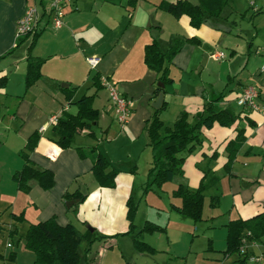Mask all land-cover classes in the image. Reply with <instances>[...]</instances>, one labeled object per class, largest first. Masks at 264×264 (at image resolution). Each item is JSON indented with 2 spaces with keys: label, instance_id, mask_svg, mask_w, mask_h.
Here are the masks:
<instances>
[{
  "label": "crops",
  "instance_id": "0c3cea01",
  "mask_svg": "<svg viewBox=\"0 0 264 264\" xmlns=\"http://www.w3.org/2000/svg\"><path fill=\"white\" fill-rule=\"evenodd\" d=\"M160 1L154 0L152 3L149 0L145 4L137 0L133 4L134 1L120 0V11L114 13L106 11L105 15L102 16L93 8L102 3V0H65V16L60 28H55L48 17L43 14L39 24L38 31L40 32L31 48L32 56L44 59L41 64L42 75L28 87L26 81L27 60L33 35L18 40L16 31L19 18L24 14L27 6L33 3V0H0V76L8 75L6 86L0 87V96L6 95L15 98V102H18L14 111L11 107L8 109L9 117L0 120V124L4 125L3 122L6 120L7 127H9V125L19 123V120L23 121L19 133L16 134L18 147L22 143L26 145L33 133H39L40 137L31 154V160L39 167L51 169L55 173L56 179L55 186L50 190L43 189L34 180L31 181V189L22 193L21 190L16 191L12 179L6 181L5 176L0 172V225L11 222L10 225L14 227L11 212L22 211L21 208H17L16 202L7 201L8 194L2 190V186L8 182L12 190L15 187L12 192L16 199L23 198L26 217L29 216L30 209L33 208V221L46 220L56 216L60 224L73 223L82 231L93 226L106 235L119 234L109 238L108 243L109 247L116 248L117 251H105L103 258L111 259L116 264H126V262L133 264V260L128 257V254L133 253V250L137 251L134 246L136 232L147 220L156 222L146 219L138 229L139 226L134 219L136 227L131 233H128L130 221L127 217V200L132 190L134 175L127 173L119 175L125 185L123 192L119 191V187H116L109 193L107 188L103 186L98 187L94 192L90 191L89 196L80 205V212L77 211L78 220H75L67 212V209L70 208L66 206L64 195L71 189L76 177L92 173L93 158H82L76 148V146L91 145L75 142L74 147L61 148L53 139L56 136L53 130L54 125L50 124L48 120L52 115L76 114L78 106L74 101L80 99L84 94L93 95V106L100 110L98 123L102 121L105 126L110 122L109 128L103 132L117 135L118 141L132 137L136 139L144 136L147 121L151 119L157 109L153 103L162 91H164L165 96L160 108L164 104L165 107L160 116L166 127H172L182 111L187 110L190 114L198 115L203 111L207 102L214 100L215 104L220 106L222 101L231 98V93L235 95V98H238L244 87L252 84L260 90V96L256 100L257 108L244 107L240 112V118L232 126H222L216 123L210 129L203 128V143L187 157L183 166L184 174L178 175L180 178L177 180L178 184L184 183L190 189L196 190L204 179L206 183L211 182L205 190L207 191L218 184L221 178L219 169L220 172L224 171L225 176L228 175L232 190L229 194L231 205L238 209L239 216L232 217L231 213L226 216V211H231L232 208L229 210L222 208L223 199L227 197L224 193L211 195L210 206L215 208V212L211 213L212 218L223 215L221 223L225 230H221L220 238L225 247L222 246L223 248L219 249L224 260L231 257H227L225 254L228 237L227 223L239 217H252L264 210V176H262V171L257 173V166L256 168L253 166V163L258 162L264 168V157H261L260 154L253 155L257 147H259V151L264 150V66L243 78V75L237 72L240 64L239 59L241 60L243 56H239L238 49L232 47L229 55L225 59L219 60L222 61L221 73L220 71L219 74L213 72L211 76L214 79H210L211 76H209L210 80H205L202 77L203 70L211 66L215 67L211 64L213 60L210 58L211 53L222 43L228 41L226 34L232 33V29L229 30L225 22L215 17L208 18L200 27H194L187 15L178 18L170 12L160 9L158 7ZM192 37L196 38V41L190 42L188 40ZM176 38L182 39L184 44L170 62V76L173 78V82L164 84L165 90L158 93L157 87L163 83L158 79L160 74L150 68L145 61L146 45L156 40L161 50L166 52ZM26 40H29V43L23 50L21 44ZM248 44L247 60L253 52L254 41L251 40ZM89 57L100 58L96 67H92L89 63ZM246 69L245 66L242 70L245 74ZM190 71L198 73L200 79L193 78L188 74ZM95 75H98V79L102 80V86L95 83L97 81ZM178 77L180 78L178 79ZM106 82L114 83L121 94L132 100V114L129 122L125 125H121L116 118L114 103L109 97ZM85 87L89 90L92 88L95 90L92 93H89V90L83 92ZM102 88L106 89L105 100H107L104 104L101 101L103 109L95 104ZM229 89L232 92L227 94ZM175 99L183 100L179 105L181 108L173 112L172 117L168 120V125H166L167 120L164 114ZM3 107H6L5 103ZM227 107L230 108V106ZM114 121L118 123L117 127L114 126ZM27 124L28 129L21 132L24 125ZM43 126L45 129L41 131ZM242 127L245 129L246 138L228 167L226 164L229 161V143L236 138L238 129ZM30 128L33 130L31 134L28 133ZM163 130L164 128L160 130L162 134L164 133ZM86 131L88 130L86 129ZM11 132L13 133L12 130L7 131L8 138L0 139V149L5 148V145L10 141V137L13 136ZM145 140L149 144L150 140L148 141L147 137ZM219 149L223 153L218 157L219 165L217 167L208 166L207 169L200 167L203 159H206L205 157L216 156ZM152 158L154 160V156ZM243 160L248 161L249 164L244 166L241 164ZM15 169L18 171L21 167L17 166ZM122 171L127 170H121V173ZM125 178L128 180H124ZM235 179H240V187H244L243 185L248 183V187L251 188L250 191L245 194L237 190ZM213 196L219 197V202L215 206L212 204ZM181 203L182 199L181 202H172V210L177 212L173 209V204L180 205ZM32 204H35V208L32 207ZM86 222L87 224H83ZM185 222L188 227H192L191 223ZM158 224L165 227V230L161 232L168 233L170 241L172 238L169 234L170 223ZM142 235L143 233L140 234L139 238ZM176 238L181 244L177 243V245L167 248L168 250L166 249L171 261L167 259L164 264H171L172 259H175L173 264H189L185 254L187 251H191L187 250V234L183 238L182 232L181 235H176ZM123 239L130 241L123 242ZM143 241L156 249L152 254L158 252V248L152 240L148 242L143 239ZM9 244L10 242L6 245V249L13 247ZM6 249H0V258L5 257L2 253L9 256V250ZM209 250L219 251L215 246V239L209 240ZM12 252H16L17 258L19 251L15 250L10 253ZM221 264H226V261H222Z\"/></svg>",
  "mask_w": 264,
  "mask_h": 264
},
{
  "label": "trees",
  "instance_id": "16d2710c",
  "mask_svg": "<svg viewBox=\"0 0 264 264\" xmlns=\"http://www.w3.org/2000/svg\"><path fill=\"white\" fill-rule=\"evenodd\" d=\"M133 1V4H135L137 0H129V2ZM227 4L228 0H161L158 7L170 12L178 18L187 15L190 18L192 26L200 27L208 18H220ZM262 10L263 8H260L257 11L262 12ZM39 32L40 31L37 30L34 33L26 35H33L27 60L26 81L28 87L34 84L42 75L41 64L44 59H39L31 55V48ZM188 40L194 42L196 38L192 37L188 38ZM197 41L199 40L197 39ZM183 44L184 41L182 39L176 38L172 46L166 52L161 50L156 40L146 45L145 61L150 68L156 70L160 74L158 79L163 84L173 82V78L170 76V62L174 55L180 51ZM95 78L97 79L95 83L102 86V80L98 79V75H95ZM7 80V74L0 76V87H5ZM162 90H165V88L163 89L161 86L157 87L158 93ZM69 100H72V98H69ZM92 101L93 95L84 94L80 99L74 101L78 106V112L76 114L64 113L60 115L58 123L54 125L53 128L56 134L53 139L61 148L66 149L74 147L76 134L82 133V131L86 129L88 130L87 133L91 135L94 134L93 129L94 125H98L100 110L93 106ZM164 107L165 104L162 108L156 109L153 116L146 124V129L150 137L149 144L153 147L154 151L153 166L150 171V176L152 177V181H150L149 184L150 188L155 184L158 187H162L165 182L172 181L176 176H182L184 174L183 166L187 157L203 143V128L210 129L216 123L222 126H232L238 121L241 115L229 107L221 108L212 100L205 104L201 113L193 116V120L191 114L187 110H184L179 114L172 127H166L160 116ZM93 122H96V124ZM162 128L165 130L163 134L160 132ZM39 137V133H33L29 137L24 149L21 151L24 163L21 169L16 171L13 176L21 191L28 192L32 187L31 181L34 180L45 190L52 189L56 184L55 173L51 169L39 167L31 160V154L37 146ZM245 138V129L243 127L239 128L236 138L232 140L228 146L229 161L226 164L228 167L233 162L236 151H238ZM76 148L82 158H93L92 173L101 186H116V177L121 170L112 167L109 159L98 151L95 146H76ZM210 184L211 182L206 183L203 179L196 190L190 189L188 185L184 183L179 184L174 190L173 195L181 198L182 203L180 205L173 204V209L193 219L195 222L203 220L205 190ZM88 196V191L77 188L74 192L68 191L64 195V198L65 202L68 200L80 199L79 202L70 208L75 209V207L85 201ZM218 202L219 197L213 196L212 204L215 206ZM127 206V217L130 221V230L128 233H131L136 227L133 217L137 205L130 197L127 201ZM11 215L14 221L25 219L24 212L21 215L11 212ZM83 224H87V222ZM226 226L228 237L225 254L229 257L237 253L239 257L237 261L240 264H245L247 259L241 256L239 250L245 241L262 242L264 237V210L249 218L239 217L232 219ZM8 227L11 236L18 232L17 227L13 228L11 225ZM1 228L2 226L0 225V230ZM93 228L94 231H91L89 228L82 231L73 223H68L66 225L60 224L57 217L52 216L46 220L30 224L26 235L25 247L35 254L36 262L50 264L56 262H59V264H80L82 255L80 254L79 247L82 241L87 242L88 248L86 250L90 252L91 245L95 240H106L119 235H106L98 231L96 227ZM163 230H165L164 226L147 220L141 229L136 232L134 238V246L137 251L142 253H154L156 249L141 240L139 236L144 232H158ZM10 244L13 245L12 243ZM15 258L16 252L10 253L9 259ZM85 262L86 264H92L94 259L86 253ZM126 264H129V262H126Z\"/></svg>",
  "mask_w": 264,
  "mask_h": 264
},
{
  "label": "rangeland",
  "instance_id": "374dc122",
  "mask_svg": "<svg viewBox=\"0 0 264 264\" xmlns=\"http://www.w3.org/2000/svg\"><path fill=\"white\" fill-rule=\"evenodd\" d=\"M102 1H103L102 3L93 7L94 10L98 11L102 16L105 15L106 11L110 13H114L116 11L118 12L121 10L120 0H102ZM139 1L145 4L149 2V0H139ZM150 1H152L153 3L154 0H150ZM44 3L46 6L49 7L51 4V0H45ZM260 8H263L262 12L257 11ZM39 9L40 11L43 10L41 4H39ZM87 9L90 10V8ZM219 19H221L222 22L226 23V25L229 27V30L232 29V33L226 34L228 37L227 38L228 41H226L224 44L222 43V45L218 47L215 51H222L226 54V56H228L229 51L231 50L232 47L237 48L239 51V56H243L241 60L239 59L240 64L237 68V72L238 74H242L243 78L244 76L247 77L248 75H250V73H254L259 67L264 66V0H228V4L224 9L221 18ZM240 35H242L244 38L241 37ZM251 40L254 41V46L252 48L253 52L250 54L249 56L250 58H248L247 60L248 45H249L248 43ZM28 43L29 40L24 41L21 44V49L24 50V48H26ZM210 58L213 59L211 64L215 65V67L211 66L203 70L202 77L205 78V80H208L209 76H211L213 72L219 74V71L221 73L222 70V68L220 69L221 67L220 65L222 61L216 60L212 56H210ZM245 66L247 67L246 74L243 73L244 71H242L244 70ZM188 74H190L193 78L197 77L200 79V75L196 72L190 71ZM179 78L180 77H178V79ZM210 79H214L213 76H211ZM86 90L88 91L89 89L85 87L83 92ZM94 90H95L94 88L90 89L89 93H92ZM231 92L232 91L229 89L227 91V94H230ZM230 96H231L230 99L221 102L220 107L224 108L230 106V108L235 110L237 113H240L244 107L238 103L237 98L234 97L235 95H232L231 93ZM105 99H106V89L102 88L100 89L99 95L96 99V103H95L96 106H99L101 109H103V104L104 102L107 101ZM15 101H16L15 98L8 97L6 95L0 96V120H3L7 116L9 117L10 113H8L9 112L8 109L10 107L13 111L16 109L18 102ZM101 101L103 104L101 103ZM181 101L183 100L175 99L174 103L171 102L169 106L170 109L168 108V111L164 114V117L167 120L166 125H168V120L170 117H172L173 112L176 111V109L181 108L179 106ZM4 103L6 107H3ZM13 111L10 112L12 113ZM193 116L194 115L192 113L191 114L192 120L194 118ZM22 123L23 121L19 120V123L17 122L7 127L8 123L5 120L3 122L4 125L0 124L1 140L8 138V136L6 135L7 131H11V130L13 131V133L11 132V135L13 136L10 137V141L5 145V148L0 149V172L5 176L6 181L10 179L14 181L13 183L15 184L16 191L20 189L18 188V184L14 180L13 176L17 171L15 168H17V166L22 167L23 165V157L21 151L25 147V143H22L21 145L19 144L20 146L18 147V137L16 138V134L19 133L20 131L19 129H21ZM109 124L110 122H108V124L104 126L103 122L100 121L98 125H94L93 135L87 133L88 131L84 130L82 133L76 134L74 142L76 143L81 142L86 145L90 144L92 146H95L98 151H100L109 159L112 167H115L118 170H127V171H122V173L121 171H119L118 176L116 177L115 187H106L109 193L111 192L112 189H116V187L117 188L119 187V191L123 192L124 189L123 187H125V185L124 183H122L121 181L122 179L119 178V175L121 174L125 175V173L134 175L133 184L131 186L132 190L129 193L128 199L131 197L137 205L135 215L133 218L135 219L136 224L139 226L138 229L141 227V225L145 222L146 219L154 220L163 225L166 223L167 224L170 223L169 234H170V238L172 237L170 241H169L168 233H164L161 231L143 233L140 239L141 240L144 239L148 242L152 240L156 244V247L158 248V252L156 254L139 253L138 251L133 250V253H131L130 250H128L131 253L128 254V257L133 260V264H164V262L170 257L167 248H170V246L173 247L175 244L177 245V243L181 244L180 242L177 241L178 239L176 238V235H181L182 232H183V238L187 234V241H188L187 250H191L190 252L187 251V253H185L187 255V259L189 260V264H221L222 261L223 262L226 261V264H240L237 261L239 260L237 253H234L233 255H231V257L227 258L226 260L223 259L222 252L219 249L225 247V244L221 241L220 238L221 230L224 229L221 223V217L223 215L218 216L216 218L211 217L212 216L211 213L215 212V208L210 206L211 195L213 194L222 195L223 193L226 194L227 197L223 199L222 208L225 210H229L230 208H232L231 211H226L227 213L226 216H228V213H231L232 217L239 216L238 209L234 208L231 205L232 203L229 194L232 192V190L229 185L228 175L225 176L223 173L224 171L222 170V172H220L219 169L218 172L221 178L219 179V182L216 185L217 187L213 186L209 188L207 191H205L206 200H205V208H204V220L199 222H194L191 218H185L184 216L178 214L177 212H174L171 208L172 202H181L180 198L173 196L174 189L177 188V186L179 185L177 183V180L180 178V176H177L172 181L165 182L162 187H158L155 184L153 185L152 188H150L149 184L150 181H152V177L149 174L151 169V162L153 160L152 156L154 155H153V147L150 144H147V140H145V137L148 138V141L150 140L148 130L147 129L145 130L144 136H142L141 138L137 137L136 139H133L132 137L130 139L128 138L130 136H128L127 137L128 139L123 138L118 141L117 139L119 137H117V135L107 134L103 132L109 128ZM114 126L116 127L118 126V123L116 121H114ZM27 129H28V124L24 125L23 131L21 132H24ZM32 132L33 130L32 128H30V131L28 133L31 134ZM163 132H165V130H163ZM258 148L259 147H257V149L253 152V155L260 154L261 157H264V150L259 151ZM222 153L223 151L219 149L218 154L216 156L205 157L206 159L205 160L203 159L200 167H202L203 169H207L208 166L217 167L219 165L218 157ZM241 164H243L244 166L246 164L247 166L249 162L243 160ZM253 166H255V168L257 166V173L259 171L260 172L262 171V176H264V168L262 164L257 162V163H253ZM133 169L135 171H132ZM124 180H128V178H125ZM239 185H240V179H235V186L237 190H240L245 194H247L248 191H250L251 189L250 187H248L249 186L248 183L243 185L244 187H240ZM100 186L101 185L94 176V174L88 173L76 177V179L74 180V184L69 191L74 192L76 191L77 188H79L84 191L94 192ZM14 189L12 190V187L9 186L8 182L4 183L2 186V190L8 194L7 201H11V203L16 202L17 208L19 207V209L21 208L20 210H22L18 212V214L21 215L24 212L25 205L23 203L22 197L19 198L18 200L16 199L14 193L12 192L14 191ZM22 193H25V191H22ZM81 204H83V202L78 204L75 207V209H67L69 215H72V217L75 220H78L77 218H79V214H77V211L80 212L79 208ZM32 207L35 208V204H32ZM32 213H33V208L30 209L29 216L27 217L25 216V219L16 220L12 223L14 224L13 228L16 227L18 228V232L15 233L13 236L10 235L9 227H8L11 224V222H7L5 225L1 224L2 228L0 230V249L2 248L3 250H5L6 245L10 242L13 244V247L7 248L9 250L8 254L10 255V252L15 250H18L19 253L16 259H9V256L7 254L1 252L2 254L5 255V257L0 258V264H50V263L36 262L35 254L31 250L25 247L26 235L30 227V224L33 222H38V221H33ZM185 221L191 223L192 227H188V225L185 224L186 223ZM213 224H215L216 226H214ZM212 225L213 227H211ZM86 229H84V231ZM210 239H215V246L216 248H218L219 251L209 250ZM106 240L103 239L95 240L91 245L90 252L89 251L87 252L86 250L88 248L87 242L82 241L79 247L80 254L82 255L80 264H86L85 262L86 253H88L89 256L92 257V259H94V262L92 264H116L115 261H111V259L107 260L106 258H103L105 251L108 250L114 252L117 251L116 248L109 247L108 246L109 239ZM124 241H130V240L123 239V242ZM261 243H262L261 248H263L264 237ZM174 261L175 259H172L171 264H173ZM54 264H59V262H56ZM245 264H253V263L247 260Z\"/></svg>",
  "mask_w": 264,
  "mask_h": 264
},
{
  "label": "built area",
  "instance_id": "2783aa9c",
  "mask_svg": "<svg viewBox=\"0 0 264 264\" xmlns=\"http://www.w3.org/2000/svg\"><path fill=\"white\" fill-rule=\"evenodd\" d=\"M39 4L43 7L42 11L39 9ZM65 5V0H51L49 7L45 5L44 0H34L32 4L27 6L24 14L18 20L16 31L17 39L19 40L39 30V24L43 14L48 17L55 28H60L63 25V18L65 16ZM211 56L216 60L226 58V54L222 51H213ZM88 61L92 67H96L100 62V58L89 57ZM105 85L108 88L109 97L114 103L118 122L121 125L127 124L132 114V100L121 94L114 83L106 82ZM259 96V88L251 84L244 87L237 100L243 107L257 108L256 100ZM59 118L60 115H52L49 119L50 124L56 125ZM44 129L45 127L43 126L40 130L43 131ZM261 247V243L257 241H245L239 252L243 258H246L253 264H264V248Z\"/></svg>",
  "mask_w": 264,
  "mask_h": 264
},
{
  "label": "water",
  "instance_id": "95a60500",
  "mask_svg": "<svg viewBox=\"0 0 264 264\" xmlns=\"http://www.w3.org/2000/svg\"><path fill=\"white\" fill-rule=\"evenodd\" d=\"M160 85H161V87L163 89L165 88L164 84H160ZM164 96H165V93H164V91H162L160 93L159 97L157 98V100L153 103V106L155 108L159 109L161 107L162 102L164 100ZM79 200L80 199L68 200L67 203H66V205H67L68 208H71L74 204H76L77 202H79ZM88 228L91 229V231H94V228L93 227L89 226Z\"/></svg>",
  "mask_w": 264,
  "mask_h": 264
}]
</instances>
